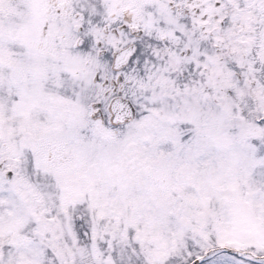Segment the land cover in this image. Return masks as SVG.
Returning <instances> with one entry per match:
<instances>
[{
    "label": "snow or ice",
    "instance_id": "snow-or-ice-1",
    "mask_svg": "<svg viewBox=\"0 0 264 264\" xmlns=\"http://www.w3.org/2000/svg\"><path fill=\"white\" fill-rule=\"evenodd\" d=\"M0 264H264V0H0Z\"/></svg>",
    "mask_w": 264,
    "mask_h": 264
}]
</instances>
